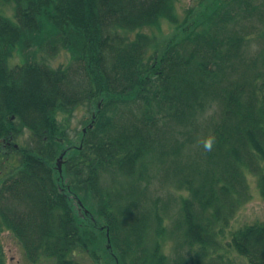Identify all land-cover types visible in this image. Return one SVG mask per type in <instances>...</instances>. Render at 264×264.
Masks as SVG:
<instances>
[{"label":"trees","instance_id":"trees-1","mask_svg":"<svg viewBox=\"0 0 264 264\" xmlns=\"http://www.w3.org/2000/svg\"><path fill=\"white\" fill-rule=\"evenodd\" d=\"M122 1V4H119L116 0L107 1L113 9V13L108 14L107 17L99 14V31L102 28H107L109 24H123L128 12L138 16L137 19L132 20L131 25L145 23L150 17L159 15L165 0ZM14 2L17 5V18L20 27L11 26L15 29L17 42H19L20 38L27 33L37 32L41 29V25L37 26L36 29L28 28L23 20L24 7L22 1L14 0ZM224 2V0H210L201 7L203 13L206 14V19L211 20L208 23L210 29L203 30L204 35L193 33V30L202 23L200 21L201 14L194 15L196 27L192 28L189 25L190 35L186 33V37L192 40V44L183 46L172 55L167 76L163 75L159 80L160 82H151L152 86L149 92H146L142 85L137 87L142 100H145L144 96H149L150 99L157 101L155 111L159 115V117L157 116L158 122H160L161 127L168 128L169 133L161 136L158 143H156L159 131L151 134L144 120H140L131 126L119 125L102 131L104 135L113 136L109 137L108 141L107 139L99 141L97 153L100 156H106L104 152L109 146L106 143L120 149L119 153L114 156L116 172L127 178L124 182L123 178L116 180L115 190H106L103 185L95 183L100 186L92 191L95 198H103L108 202L118 198L122 201V207L113 205L106 212L89 210V214L96 219L101 217L106 222V228L100 230L104 243L106 241V229H108L110 237L115 233H120L121 242H123L120 247L119 243L113 246L110 242V248L108 249L105 244L106 247L103 249L99 244V236H96L99 235V230L91 225H83L79 220L77 221V218L81 216L75 208L74 204L76 202L63 199L62 196L60 198L57 194L56 174H54L57 171L54 160L55 154H59V148L63 147L59 141L63 139L59 135V133L62 134L63 130L60 129L63 126H57L56 114L64 107L81 102L82 99L77 103L73 99L80 98L84 93L78 90L71 91L65 84L67 81L59 73L47 68L23 67L21 69L16 68L17 70L10 69L6 63L8 54L4 57L0 55V59L4 58V61H0V69L6 79L5 82H0V88L11 86L10 83L16 79L23 84L21 86L25 87L24 90H21L20 96L10 94L8 98H4V92L10 93L12 90L3 89V91H0V147H4L6 142L15 138L16 123L27 128L32 133L35 141L34 148L36 152L31 154L24 164V169L27 170L26 173L29 176L26 178H31L34 188L32 192L22 196L25 211L23 212L24 216H21L22 220L25 221L28 213L32 212L31 219L34 222L36 221L35 228L37 224L42 227L41 230L36 228L41 247H33L31 252L34 255L55 257L58 264H78L69 259L67 254L80 249L84 253L89 252L98 264H104L113 262L112 254H115V248H119L122 256L121 259L119 258L120 262H122V258L131 254L132 250H136L135 258L138 264H168L169 261L160 251L158 234H154V249L152 248V251L147 250L148 244L152 243L153 224L160 226V217L154 208L142 206L143 202L148 201V199L146 198L147 193L141 189L139 183L144 173L141 167L142 164L137 166V163L143 160L145 154L150 153L155 154L154 157L157 161L166 160L167 158L168 160L169 158L172 159L174 166L179 168L181 166L182 147L187 144L179 142L180 140L176 137L175 141L171 142L169 146H166V143L171 135L179 133L175 132L177 129L186 130L194 127L195 114L202 113L205 104L208 105L209 101L217 102L222 108V117L218 120L214 130L215 145L211 151H205L202 156L205 160V167L201 168L199 175L204 177L199 182L196 183L188 177L175 176L176 182H174V185L188 191L193 200L184 202L180 221L176 223L174 231L183 234L182 237L185 234L192 237L193 242L186 239L189 244L202 245L212 241V229L211 231L209 229L213 228L216 222L226 215L220 209V204L218 205L215 201V198H218L217 195L220 194L214 191V186L219 181H224L229 187H238L244 191L242 188L245 184H243L244 180L241 176L244 169L238 163L244 162L249 167L253 165L258 167L256 162L259 159H264V146L262 145L264 144V54L260 57L245 58L243 49L246 43L240 35L243 36L247 32L236 30V21L248 18L256 11H252L253 8L247 0H231L229 6H233V15L222 21L219 19V15ZM59 3L60 1L56 4ZM98 6L99 4L96 5V7ZM80 9L86 14L99 11L93 9L90 3L87 4L84 0ZM258 15L259 17L263 16ZM141 16L145 18L144 21L141 20ZM53 17L55 18L53 23L56 24L55 31L61 27L72 32L71 24L67 25L59 21L54 12L51 18ZM232 20L233 25L228 26L227 22ZM107 21L109 24H107ZM90 27L94 33L97 32L93 24ZM56 34V37L66 46L78 47L75 56L77 63H89L92 54H95L97 45L88 42L90 37L84 35L83 39H78L75 43H68L61 33L56 31ZM85 43L88 46L87 48ZM223 43L225 52L222 53L223 58L220 62L215 60L214 57L221 54L220 45ZM203 51L214 54L204 58ZM102 52L103 49L99 51V53ZM94 54L93 60H95ZM136 63L134 62L133 66ZM104 72L105 70L102 69L98 71L90 70L88 75L92 79H96ZM40 80H46L49 84L48 89L41 85ZM139 83L147 84L148 82L140 81ZM107 86L110 90L107 88L106 92L117 94V97H121L119 100L129 98L127 96L129 90L121 88L120 81H111L110 85ZM232 91L233 96L231 95ZM66 94L71 95L72 98L64 102ZM46 103L53 109H48L46 112ZM143 106L145 108L143 114L152 115L149 105L143 104ZM12 116L14 120H12ZM57 130L58 135H56ZM140 143L146 150L142 157L141 154H137L138 150L136 149V147L140 148ZM131 148H133L134 154L128 153ZM225 148L227 150L224 151ZM82 150L83 144L81 149L71 147L68 152L71 154ZM34 163L36 168L33 170L30 167ZM88 179L87 176L84 180L87 182ZM259 184L264 197V174L261 175ZM209 190L215 193L210 194ZM72 206H74L73 209ZM198 209L199 211H197ZM139 214L143 216L144 220V222H136L141 230L133 235L129 231L128 234H125L127 226L122 223V220L130 219L131 215ZM195 216H200L203 223L200 222L199 225H196V229L191 228V226L188 227L187 224L184 234L183 230L179 229L180 222L184 217L187 220L188 217L195 218ZM136 217L131 219L134 220ZM86 218L90 219L89 217ZM29 221L27 219L25 223L28 224ZM250 231H259L260 234H264V226L255 225L240 229L234 233L232 242L238 253L244 256L249 263L253 261L252 255L256 254L255 251H258V254H264V244L251 236ZM192 233H195V236ZM80 238H84V240ZM78 239L81 241H78ZM203 259V253L193 257L190 255L188 260H185L183 255L177 254V258L173 262L209 264L204 262ZM259 261L260 264H264L262 259Z\"/></svg>","mask_w":264,"mask_h":264},{"label":"rangeland","instance_id":"rangeland-1","mask_svg":"<svg viewBox=\"0 0 264 264\" xmlns=\"http://www.w3.org/2000/svg\"><path fill=\"white\" fill-rule=\"evenodd\" d=\"M59 1L44 0L45 6L54 5ZM208 1L210 0H165L159 15L150 17L145 23L132 24L129 28L119 27L121 23L109 24L107 34L116 36V42L112 46L108 43L97 44L95 54L93 53L95 60L92 54L89 63H77L75 56L78 47L66 46L60 40H56L54 17L51 18L52 25L42 23L41 29L37 32H29L22 36L11 53L6 51L9 56V66H17L20 69L23 67L50 69L67 81L65 84L71 91L78 90L84 93L80 98L73 99L76 103L82 99L81 102L64 107L56 114L57 126H63L60 129L63 130L62 134L59 135L65 142L58 153L60 154L64 148L79 147L81 141H83V150L71 154L68 152L67 162L63 165L62 178L54 171L52 173L56 174L57 194L60 198L62 196L63 199L75 201L82 206L83 216L77 218V221L99 230L100 233L96 236H99V244L103 249L107 246V242L104 243L100 230L106 228V222L101 217L96 219L92 216H84L85 211L106 212L113 205L122 207L121 199L114 197L115 200L108 202L103 198H95L92 191L100 187L95 183L103 185L106 190H115L116 180L123 178L124 182L127 177L116 172L114 156L120 149L106 143L109 145L104 152L106 156L97 153L99 141L102 139L108 141L109 137L113 136L104 135L102 131L119 125L131 126L144 120L151 134L159 131L156 143L161 136L169 133V129L161 127L158 122L159 115L155 111L157 101L150 99L149 96H144L145 100H142L137 87L142 85L143 89L149 92L151 82H160L163 75H168L172 55L183 46L192 44L186 33L190 35L189 25L192 28L196 27L194 15L201 14L202 23L193 30V33L204 35L203 30L210 29L208 23L211 20L206 19V14L201 8ZM224 1L219 15L222 21L233 15V6H229L231 0ZM247 2L252 6V11L256 12L248 18L236 21V30L247 32L243 36L239 35L245 39L246 45L243 50L245 58L249 59L264 54V0H247ZM16 12L17 5L14 0H0V22L18 27L20 22L16 21ZM258 14L263 16L259 17ZM227 25L232 26L233 20L228 21ZM220 47L221 54H217L214 58L221 62L222 53L225 52L224 43ZM101 49L103 52L99 53ZM213 54L202 52L204 58ZM134 62H137L135 66H133ZM80 64L83 67H80ZM99 69L108 70L107 85H110L111 81H120L121 88L129 90L127 94L129 98L119 100L121 97H117V94L106 92L109 86L103 84L105 72L96 79L88 75L90 70ZM140 81L148 83L140 84ZM231 95L233 96V91ZM143 104L149 105L152 115L143 114L145 112ZM92 114H96L93 127L87 129L82 140V131L91 122ZM83 117H88L89 121L81 123ZM220 117H222V108L217 102L209 101L208 105L205 104L202 113L195 114L194 127L175 131L180 133V135L175 133L177 138L181 134L185 135V139L183 138L181 142H188L182 147L180 159L182 178L188 177L197 183L204 177L199 173L201 168L205 167V160L202 157L205 150L198 142L209 134L214 135ZM14 136V143L19 149L7 154L8 149L5 151V146L0 152V264H58L55 257L40 254L36 256L31 252L34 246L41 247L36 228L41 230L42 227L37 224L35 228L36 221L31 219L32 212L28 213L27 219L30 220L28 224L25 223L27 219L24 221L21 216H24L25 211L22 196L32 192L34 188L31 178H26L29 176L24 164L27 158L36 152L35 141L32 133L19 123L15 124ZM59 154H55V159ZM154 156L155 154H145L143 160L137 163V166L142 164L144 173L139 183L141 189L147 193L148 199L142 206L154 208L160 217V226L153 224L152 243L148 244L147 250L153 248L154 234H158L160 251L170 264L177 258V253L183 255L185 260H188L190 255L193 257L203 253V261L209 264H249L248 260L238 253L232 242L233 235L238 230L255 225L264 226V197L259 184V179L264 174V159L256 162L258 167L254 165L249 167L244 162H237L244 169L241 172L245 184L242 188L244 191L238 187H229L224 181H222L224 183L219 181L214 186V191H217L220 194L217 196L221 198L219 207L226 215L209 229V231L212 229V241L201 245L189 244L187 240L185 242L183 234L174 231L176 223L180 221L184 202L192 201L193 198L188 191L174 185L173 174L176 170L172 159L157 161ZM35 163L30 167L33 170L36 168ZM87 176L89 179L86 182L84 179ZM135 216L138 215H131L130 219ZM200 222L203 223L200 216L188 217L187 220L184 217L179 225L185 234L187 224L190 227L191 223L199 225ZM115 234L110 237V242L113 246L119 243L120 247L123 245L122 237L120 233ZM131 254L122 258L120 262L121 253L119 248H115V254H112L113 262L104 264H138L135 258L136 250H132ZM67 255L69 259L74 258L78 264H98L89 252L76 250Z\"/></svg>","mask_w":264,"mask_h":264},{"label":"bare ground","instance_id":"bare-ground-1","mask_svg":"<svg viewBox=\"0 0 264 264\" xmlns=\"http://www.w3.org/2000/svg\"><path fill=\"white\" fill-rule=\"evenodd\" d=\"M23 3V20L26 23V26H28V28H32V29H36L37 26L42 25V23H49L52 25V13L54 12L57 19L59 21H62V23L67 24L72 26V32L68 31L66 29H63L61 27H59L58 29H56V31L58 33H61L64 37V39L66 40V42L68 43H75L78 41V39H83L84 35H86V37H90L88 42H92V43H96L98 45H103L105 43H108L109 45H113L116 42V36H108L107 34V28H102L99 31V14H103L104 16H108L111 15L113 13V9L111 8V6L109 5V3L107 2L108 0H84L90 3L91 7L93 9H98L99 11H92L89 14L84 13L80 8L81 5L83 4V0H60L59 4H54V5H48L45 6V2L44 0H21ZM119 4H122V0H116ZM126 3V2H125ZM99 4L98 7H96V5ZM47 5V4H46ZM126 7H127V3H126ZM138 16L128 12V16L125 20V22L120 25L119 27L121 28H129L131 26V22L134 19H137ZM141 20H145V18H143L141 16ZM54 24V23H53ZM94 25L96 27L97 32L94 33V31L92 30V28L90 27V25ZM107 24L108 21H107ZM56 26V24H54ZM15 29L7 24H4L3 22H0V55H2L3 57L6 56L8 53H6V51H8L9 53H11L13 51V49L15 48V46L18 43H15L17 41V37L15 35ZM56 40H59L56 37ZM86 48L88 47L87 44L85 43ZM1 56V57H2ZM8 58L6 60L7 66L10 69H16L18 68L17 66L15 67H11L8 64ZM0 61H4V58H1ZM34 68V67H33ZM19 69V68H18ZM17 70V69H16ZM109 77L108 74V70L105 71V78L103 79V84L105 86H107V79ZM5 76L3 74V72L0 69V82H5ZM41 83V85L47 87L49 84L43 80L39 81ZM10 84H12L11 86L8 87H4V88H0V91H3V89H9L12 90V92L8 93V92H4L5 97L4 98H8V96H10V94H17V96L21 94V90H24L25 87L21 86L23 85L21 82H19L18 79L12 81ZM38 84V83H37ZM71 95L66 94V98L64 100V102H67L69 100H71ZM46 102V101H45ZM1 105V103H0ZM49 110H52L53 107H49L47 105V103L45 104V111L47 112ZM146 123V122H145ZM182 131V130H181ZM178 135H180V133H178ZM184 134H181V136L179 138H177L176 135H171L166 143V146H169L171 144V142L173 143L175 141V137L177 139H179L181 142L182 139L184 138ZM185 139V138H184ZM185 144H188L187 141H184ZM141 145V143H140ZM264 146V144H262ZM138 150L137 154H141V157L146 153L145 147L143 145L140 146V148H137ZM122 151V150H121ZM124 151V149H123ZM130 154H134L133 153V148H131L129 150ZM178 169V170H177ZM175 174H173L174 176H181L182 175V168H176L175 167ZM66 191V189H65ZM210 194L214 193L213 191L209 190ZM67 194V191H66ZM215 201L218 203V205L220 204V198H215ZM144 222L143 220V216L141 214H139L134 220L132 219H123L122 223L127 226V230L125 232V234H128V231L133 235L138 233L141 228L138 226V222ZM137 222V223H136ZM191 228L196 229V225L194 223H191ZM179 229H182L181 227ZM195 236V233H192ZM249 234L251 236H253L254 238H256L260 243L264 244V234H260L259 231L255 232V231H250ZM81 239V238H80ZM78 239V241L84 240L83 239ZM184 239L188 240V241H192L193 239L192 237H188V236H184ZM254 241L256 243H258V241H256L254 239ZM260 246V245H259ZM254 255H252V259L253 261L250 262L249 264H260V259H262V261H264V258H262V256H264V254L259 253L258 251H255ZM170 264V263H168ZM171 264H184L181 261H176V262H172Z\"/></svg>","mask_w":264,"mask_h":264},{"label":"clouds","instance_id":"clouds-1","mask_svg":"<svg viewBox=\"0 0 264 264\" xmlns=\"http://www.w3.org/2000/svg\"><path fill=\"white\" fill-rule=\"evenodd\" d=\"M198 143L203 147L206 152L211 151L215 145V137L214 135L209 134L203 137Z\"/></svg>","mask_w":264,"mask_h":264},{"label":"water","instance_id":"water-1","mask_svg":"<svg viewBox=\"0 0 264 264\" xmlns=\"http://www.w3.org/2000/svg\"><path fill=\"white\" fill-rule=\"evenodd\" d=\"M61 159L62 157H60L57 161V166H58L59 171H60V166H61Z\"/></svg>","mask_w":264,"mask_h":264}]
</instances>
